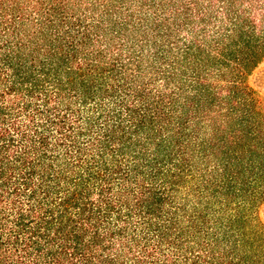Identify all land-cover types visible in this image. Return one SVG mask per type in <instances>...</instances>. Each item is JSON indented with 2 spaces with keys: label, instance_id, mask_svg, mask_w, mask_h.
I'll return each mask as SVG.
<instances>
[{
  "label": "trees",
  "instance_id": "1",
  "mask_svg": "<svg viewBox=\"0 0 264 264\" xmlns=\"http://www.w3.org/2000/svg\"><path fill=\"white\" fill-rule=\"evenodd\" d=\"M264 0H0V264H264Z\"/></svg>",
  "mask_w": 264,
  "mask_h": 264
},
{
  "label": "rangeland",
  "instance_id": "2",
  "mask_svg": "<svg viewBox=\"0 0 264 264\" xmlns=\"http://www.w3.org/2000/svg\"><path fill=\"white\" fill-rule=\"evenodd\" d=\"M250 84L264 96V62L250 76ZM262 218L264 219V206L262 207Z\"/></svg>",
  "mask_w": 264,
  "mask_h": 264
}]
</instances>
